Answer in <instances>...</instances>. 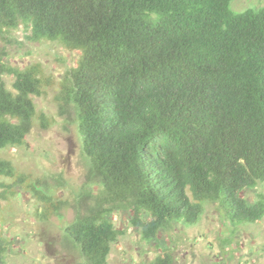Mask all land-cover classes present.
Returning <instances> with one entry per match:
<instances>
[{"label":"trees","instance_id":"trees-1","mask_svg":"<svg viewBox=\"0 0 264 264\" xmlns=\"http://www.w3.org/2000/svg\"><path fill=\"white\" fill-rule=\"evenodd\" d=\"M231 1L0 0V201L25 184L40 218L62 221L67 205L61 175L46 186L1 156L45 121L33 97L54 82L38 63L7 62L4 43L22 25L28 40L79 51L54 95L85 162L62 229L77 264H108L124 233L115 211L146 242L197 223L206 203L233 227L259 221L264 194L245 191L264 183V8L237 12ZM9 244L0 238V264ZM146 264L174 260L165 252Z\"/></svg>","mask_w":264,"mask_h":264},{"label":"rangeland","instance_id":"rangeland-1","mask_svg":"<svg viewBox=\"0 0 264 264\" xmlns=\"http://www.w3.org/2000/svg\"><path fill=\"white\" fill-rule=\"evenodd\" d=\"M230 8L237 12L264 8V0H232ZM26 34L22 25L8 34L4 43L7 62L19 68L38 63L55 83L44 87V94L33 97L45 121L34 119L25 144L6 148L1 156L46 186H55L54 178L61 175L65 183L55 191L67 205L59 210L62 221L55 214L42 219L39 213L44 207L25 184L1 200L0 238L10 241L4 264H77L80 256L63 239L62 229L74 216L73 197L84 181L85 162L76 125L72 117L59 114L54 95L57 82L76 64L79 51L51 40L31 41ZM4 80L11 88L12 77L6 75ZM245 193L251 200L256 193L264 194V183ZM112 220L124 233L113 243L108 264H146L165 252L171 254L174 264H264V216L257 222L233 227L215 204L206 203L197 223L173 225L153 242L142 240L138 231L128 226L124 212H113Z\"/></svg>","mask_w":264,"mask_h":264}]
</instances>
